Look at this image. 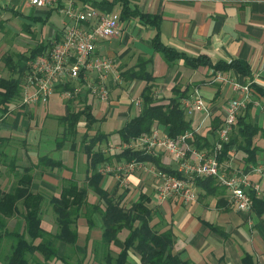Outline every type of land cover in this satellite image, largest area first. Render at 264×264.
<instances>
[{"label":"crops","instance_id":"crops-1","mask_svg":"<svg viewBox=\"0 0 264 264\" xmlns=\"http://www.w3.org/2000/svg\"><path fill=\"white\" fill-rule=\"evenodd\" d=\"M74 1L80 8L90 7L100 13L121 17L120 6L109 5L115 0ZM132 3L141 13L160 18V36L166 46L193 57L207 56L213 63L243 60L251 67V80L235 71L224 75L240 84L254 83L264 90V0H132ZM25 10L30 11V16H23ZM21 15L27 19L26 24L33 25L31 19L37 18L48 27L46 33L42 31L41 37L35 34L26 39L17 37L25 46H33L32 49L43 43L61 40L65 22H68L58 9L29 7L22 0H0V77L5 79L10 78L11 73L4 58L12 54L10 52L14 44V40L10 41L7 36V31L13 29L7 20ZM157 31L156 27L146 25L140 19L121 21L119 32L114 38L98 43V52L116 61L120 75L137 68V65L147 63V71L155 78L154 97L158 103L169 104L175 88L189 87L190 96L183 100L185 108L184 102L198 90L210 115L195 112L186 114V119L190 122L192 131H197V135L212 146L218 141V131L213 133L214 128L222 124L228 102L239 95L230 83L212 81L209 78L212 72L208 68L192 69L183 60L173 65L168 64L153 49L152 41ZM146 85L145 81H125L122 77L118 83L111 82L108 102H100L88 94L70 100L64 94L56 92L47 106L57 107L63 104L64 107L63 113L58 115V130L54 136H48L49 139L45 136L41 139V135H38L41 117L48 114L42 105H23L21 90V97L10 104L8 113L0 121V190L9 192L17 185L25 170L33 166L32 191L46 197L42 209V227L56 235L59 227L49 199L60 197L65 180L75 178L82 186L89 183L88 159L80 147L73 150L70 143L60 149L57 146V139L64 133V126L59 119L66 115L68 107L72 106L73 110L79 111L86 104L92 108V114L98 121L92 132L101 131L110 136L141 112L142 107H138L136 102H142ZM250 105L251 121L264 127V98L254 94ZM81 125L85 126V122ZM84 126L81 127L83 132ZM159 129L164 131V128ZM77 143H81L80 134ZM121 144L122 142L115 147L110 144L115 150L106 148L105 151L115 153ZM256 145L264 149V138L258 136ZM43 156L62 162L64 167H35ZM230 156V161L221 165L222 170L229 175L235 170H241L251 184L247 187L249 195L254 193L258 199H264L262 152L257 153L256 163L246 164L238 151L231 152ZM158 157L162 165L177 171L172 155L162 153ZM148 166L160 170L154 164L148 163ZM127 182L128 186H125L116 175L104 174L101 188L110 194L117 192V195L126 196L127 203L137 199L140 193L148 195L154 212L153 225L159 231L172 230L175 236L173 253L183 261L189 264H264V204L254 206L247 212L239 211L231 203L230 193L220 184L219 189L211 194L198 188V198L193 202H186L178 197L160 200L156 186L161 180L146 170L133 172L127 177ZM255 185L259 186V193L254 190ZM88 192L89 202L98 204L99 198L95 192L92 189ZM18 209L19 212L13 217L5 219L7 233H24V209L21 203L18 204ZM95 220L97 226L92 230H89L85 218L78 220L77 244L70 246L58 241L56 248L59 257H66L69 264H101L94 259L93 246L102 240L103 232L100 219L96 217ZM127 235L128 232L123 231L112 244L114 256L123 250ZM13 244L11 237L3 235L0 264H6ZM30 262L65 264L58 260L45 263L44 257L38 253ZM129 264H140L139 258L131 254Z\"/></svg>","mask_w":264,"mask_h":264},{"label":"trees","instance_id":"trees-1","mask_svg":"<svg viewBox=\"0 0 264 264\" xmlns=\"http://www.w3.org/2000/svg\"><path fill=\"white\" fill-rule=\"evenodd\" d=\"M109 5L112 7L120 6V21L122 22L140 19L144 24L156 27L158 31L152 41V46L154 51L160 53L168 64L173 65L183 60L185 65L192 69L208 68L212 72L209 76L212 81H215L218 73L224 74L231 71H235L247 79H252L251 67L249 63L243 60L213 63L207 56L193 57L166 46L160 36V18L141 13L137 7L132 6V0H115ZM31 21V23H36L40 19L34 18ZM32 27V24H25L23 30L32 34ZM57 41L61 40L57 39ZM51 44L52 42L40 44L32 49L29 54H8L5 56V65L11 76L7 79L0 77V121L8 113L10 104L21 97L23 79L28 72V61L43 54L51 47ZM121 76L125 81L142 80L147 85L141 97V112L118 131L122 142L118 151L115 153H111L110 150L105 151L104 144L107 143L109 136L101 131L92 132L98 121L93 116L92 108L89 105L85 104L83 109L79 111L71 110L68 107L66 115L59 119L64 126V133L57 139V146L60 149L66 143H70L73 150H77L78 146L80 147L88 159L89 183L87 186H82L75 178L65 180L60 197L50 200L59 227V232L56 235L50 234L42 227V209L46 197L32 191L34 177L31 173L34 169L33 166L25 170L17 185L9 192L0 190V243L3 235H8L14 240L12 252L6 258V264H31V258L37 253L44 257L45 263L58 260L69 264L66 257H59L56 243L60 241L75 246L79 238L78 220L85 218L89 230H92L97 226L96 217L101 221L103 237L93 246L95 261L101 264H129V259L133 254L139 258L140 264H189L183 261L179 255L173 253L175 236L172 230L159 231L153 225L154 212L150 207L151 198L140 193L137 199L127 203L126 196L117 195V192L108 193L101 188V181L104 176L101 170L108 165L113 166L123 162L136 161L154 164L162 172L180 177L181 175L176 170L162 165L160 157L149 154L143 149L128 146L122 148V146L130 145L132 141L150 134L153 128H164V132L172 138L192 131L190 122L186 119V111L183 105V100L190 96V88H175L169 104H161L154 97L155 78L147 71V63H142L137 65V68L134 67L125 73H121ZM250 88L252 100L254 94L264 98L263 89L254 83H251ZM68 90H71L70 85L59 86L56 92L63 93ZM251 107L252 105L249 104L246 109L241 111L234 125L230 141L223 144L218 157L221 165L230 161V153L233 151L242 154L246 164L256 163L259 152H262L264 160V149L256 145L258 136L264 138V127L251 121ZM82 122H85V126L83 125L85 132H83L81 143L78 145L77 139L80 129L83 127ZM222 124L215 127L213 133L219 131ZM217 138L219 139V136ZM189 144L199 151L207 149L210 152L216 145L211 146L197 134L189 140ZM36 166L49 169L64 167L62 162L55 161L49 156L39 158ZM195 183L198 188L206 190L210 194L215 193V190L220 187L218 179L214 177H197ZM89 189H92L98 196V204L89 202ZM251 196L253 207L264 204V199H258L254 193ZM19 203L24 209V233H7L5 231V219L11 218L19 212ZM123 231L128 232L124 241V248L117 256H114L111 246ZM37 240L39 243H36Z\"/></svg>","mask_w":264,"mask_h":264},{"label":"built area","instance_id":"built-area-1","mask_svg":"<svg viewBox=\"0 0 264 264\" xmlns=\"http://www.w3.org/2000/svg\"><path fill=\"white\" fill-rule=\"evenodd\" d=\"M29 7H49L58 9L68 20L61 41H53L51 47L43 54L28 61V72L22 84L23 105H45L56 93L59 86H71L64 94L70 100H76L85 94L92 95L100 102L110 99V83L120 82L122 77L117 69L116 61L98 52L101 40L114 38L120 29V18L100 13L90 8H80L74 0H22ZM216 82L230 83L239 97L230 100L225 109L223 124L218 131L219 139L212 152L199 151L189 144L197 131H190L177 138L168 136L163 130L153 128L150 134L132 141L122 148L135 147L159 156L162 153L172 155L177 164L180 177L168 175L142 162H123L118 165L105 166L103 174H113L128 186L127 177L137 170H146L161 180L156 186L160 200L178 197L186 202L196 201L198 187L197 177L217 178L220 185L230 193L234 208L247 212L253 207V198L247 192L251 186L241 170L227 174L222 170L218 157L223 144L230 141L234 125L242 110L252 102L251 82L240 84L222 73L214 79ZM186 114L204 113L210 115L202 95L196 90L185 102ZM141 101L136 105L140 107ZM114 151V148L110 149ZM260 192L259 186L253 187Z\"/></svg>","mask_w":264,"mask_h":264},{"label":"rangeland","instance_id":"rangeland-1","mask_svg":"<svg viewBox=\"0 0 264 264\" xmlns=\"http://www.w3.org/2000/svg\"><path fill=\"white\" fill-rule=\"evenodd\" d=\"M23 16H30V11L29 10H25L23 11ZM22 15L21 16H13L12 19L7 20L8 25L11 26V28H13L11 31L9 30L8 33V39L14 40L13 41V48H12V54H29V52L31 51V49L33 48V46H25L24 43L22 44L20 42V40L26 39L27 37H32L35 35L40 36L42 35V31L44 33L47 32L48 27L43 24L42 22H36L33 23V27H32V34L26 32L23 30L24 25L26 24L25 21L27 19H25ZM1 21V20H0ZM17 37H21L20 40H17ZM54 41V40H53ZM52 41V42H53ZM5 76H8V73H5ZM49 105V104H48ZM73 105V104H72ZM31 106V105H28ZM42 107L45 109V112L48 114H43L40 120V129H39V136L41 135V139L42 136H45L47 139H49L48 136H54L56 134V131L58 130V124H57V119H58V115H60L61 113H63V104L58 105L57 107L55 106H47L46 105H42ZM47 107V108H46ZM72 108V106H71ZM73 110V108H72ZM60 113V114H59ZM48 116V118H47ZM60 131V130H59ZM83 130L80 129V137L83 135ZM37 136V135H36ZM45 137H43V139H45ZM115 141H114V140ZM121 139L120 136L118 135V132L116 133H112L109 138L107 143H105V147L106 148H111L112 146L110 144H113L114 147L118 146V144H120ZM111 146V147H110ZM51 200V199H49Z\"/></svg>","mask_w":264,"mask_h":264}]
</instances>
